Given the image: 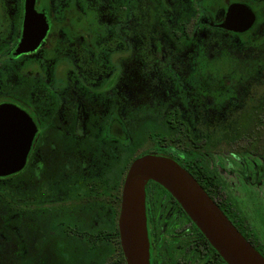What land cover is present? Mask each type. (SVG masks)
<instances>
[{"label":"flooded vegetation","instance_id":"af4514ba","mask_svg":"<svg viewBox=\"0 0 264 264\" xmlns=\"http://www.w3.org/2000/svg\"><path fill=\"white\" fill-rule=\"evenodd\" d=\"M140 2L153 9L149 23L164 27L165 15L170 17L169 35L179 52L188 37L195 41L207 26L249 31L220 27L232 3L248 5L258 19L245 0H223L218 22L207 0H35L46 32L34 49L18 53L26 0H0V104L18 105L35 124L26 165L10 175L25 176L29 185V264H124L116 241L117 155L128 153L133 97L141 113L136 120L144 118L149 102L161 107L157 99L142 103L139 94L149 63L142 70L145 77L132 75L142 60L133 36ZM156 47L163 50L162 44ZM195 57L178 60L186 70ZM189 67L193 83L195 71ZM173 70L165 69L181 95L159 110L166 108L160 114L162 140L151 154L187 169L264 256V127L259 122L264 105L246 115L233 142L227 128L217 125L221 116L211 112L201 131L190 91L195 85L186 87ZM249 118L255 122L251 132L245 131ZM146 213L151 264H229L180 202L154 180L146 185ZM25 214L15 207L9 217L22 221ZM12 230L17 239L23 236L19 227ZM101 235L112 241L101 243Z\"/></svg>","mask_w":264,"mask_h":264},{"label":"rangeland","instance_id":"374dc122","mask_svg":"<svg viewBox=\"0 0 264 264\" xmlns=\"http://www.w3.org/2000/svg\"><path fill=\"white\" fill-rule=\"evenodd\" d=\"M245 1L256 9L258 16L257 22L255 19L249 31L235 34L207 26L204 30H198L195 41L188 37L187 43H182L183 52H179L172 45L168 24L170 17L165 15L167 25L164 27L160 24L153 25L148 22L150 17L147 16L153 9L146 3L140 2L135 9L136 24L133 28V36L138 39L137 46L140 48L138 56L142 60L134 64L137 70L133 69L132 75L138 80L145 77L142 70L149 63L151 69L146 76L147 84L140 88L139 94L142 103L157 99L161 107H156V104L149 102L148 111L142 114L144 118L136 120L134 115L141 113L140 106L133 97L128 153H118V156L151 154L158 148L162 140L159 131L162 126L160 114L163 115L166 108L165 111L159 110L164 108V104L166 106L167 103L172 102L171 100L181 95V91H177L170 83L166 68L174 69L173 71L186 87H190V84L195 85L193 89L192 86L190 87V91L194 93L192 105L198 117L197 127L201 131H205L207 123L205 116L207 117L211 112L215 116H221L219 117L221 123L217 125L221 126L220 129L227 128L229 141L233 142L231 137L246 115L260 105H264V0ZM206 6L211 14H215L212 15V19L218 22L222 17L221 10L225 8L223 0H207ZM178 30L182 32V29ZM190 30L188 26L187 33H191ZM161 44L162 51L156 47ZM188 54L197 56L193 62H190L188 58L189 65L197 74H194L193 83L188 78L189 65L185 70V65L181 63L183 60H178V56ZM119 164L117 167L122 168ZM23 180L25 176L0 177V216H4V222L0 218V264H29L30 261L28 224L30 192L29 185ZM12 197L18 199L15 206L26 212L22 221L9 217L15 210H10L8 205ZM14 227L22 230L23 238L17 239L12 230ZM19 242L25 244L24 249Z\"/></svg>","mask_w":264,"mask_h":264},{"label":"water","instance_id":"95a60500","mask_svg":"<svg viewBox=\"0 0 264 264\" xmlns=\"http://www.w3.org/2000/svg\"><path fill=\"white\" fill-rule=\"evenodd\" d=\"M26 0L22 37L16 52L34 49L46 32L45 17ZM256 19L244 3H232L220 27L244 32ZM35 133L30 115L14 103L0 104V177L26 165ZM154 180L182 205L210 243L229 264H264V256L233 225L196 178L174 159L157 154L135 158L125 175L118 218L121 246L127 264H151L146 213V185Z\"/></svg>","mask_w":264,"mask_h":264},{"label":"trees","instance_id":"16d2710c","mask_svg":"<svg viewBox=\"0 0 264 264\" xmlns=\"http://www.w3.org/2000/svg\"><path fill=\"white\" fill-rule=\"evenodd\" d=\"M259 122H260V126H263L264 127V106L261 107V113L259 114ZM247 125L245 126V131H254L255 130V122L253 123L252 119L250 120V118L248 119ZM137 155H121V156H118L117 155V159L119 160V162L117 164H119L121 162V164H119L120 166H122V168H118L117 167V170H116V196H117V205H116V211H115V215H116V237H117V245L121 251V255H122V258H123V261H124V264H126L125 262V258L123 256V253H122V248H121V245H120V240H119V228H118V218H119V213H120V204H121V192H122V185H123V182H124V179H125V175L127 173V170H128V167L131 163V161L136 158ZM122 158V160H121ZM118 166V165H117ZM12 178V176H11ZM106 193L109 194V187H106ZM18 199L12 197V201H10V203L8 204L9 205V209L12 210V209H15V203ZM108 226V225H107ZM104 237H106V241H104ZM111 237V236H110ZM109 235H101L100 236V239H101V243L103 242H108V241H112L110 238ZM93 252V251H92ZM102 255V254H101Z\"/></svg>","mask_w":264,"mask_h":264}]
</instances>
